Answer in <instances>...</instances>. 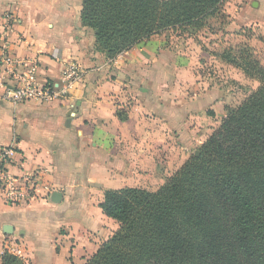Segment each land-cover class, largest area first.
<instances>
[{
  "label": "crops",
  "instance_id": "1",
  "mask_svg": "<svg viewBox=\"0 0 264 264\" xmlns=\"http://www.w3.org/2000/svg\"><path fill=\"white\" fill-rule=\"evenodd\" d=\"M81 4L0 0V48L6 42L16 59L36 61L40 81L57 82L70 61L83 69L66 97L47 102L14 105L0 88V148L16 151L9 172L41 169L31 198L10 204L0 197V253L29 264H82L117 228L99 207L104 190H155L226 113L222 89L201 86L160 35L114 59L95 51ZM224 9L226 30L264 23V13L263 20L252 13L264 12V0H227Z\"/></svg>",
  "mask_w": 264,
  "mask_h": 264
},
{
  "label": "trees",
  "instance_id": "2",
  "mask_svg": "<svg viewBox=\"0 0 264 264\" xmlns=\"http://www.w3.org/2000/svg\"><path fill=\"white\" fill-rule=\"evenodd\" d=\"M225 3L82 0L80 22L93 30L95 51L114 59L153 35H192L212 20L220 25L210 31L229 35ZM218 57L258 86L225 106L219 125L155 190H104L99 207L117 228L82 264H264V64L247 41ZM0 264L29 262L4 249Z\"/></svg>",
  "mask_w": 264,
  "mask_h": 264
},
{
  "label": "built area",
  "instance_id": "3",
  "mask_svg": "<svg viewBox=\"0 0 264 264\" xmlns=\"http://www.w3.org/2000/svg\"><path fill=\"white\" fill-rule=\"evenodd\" d=\"M36 61L16 59L6 42L0 48V88L3 99L14 105L29 101L47 102L66 97L81 80L83 69L76 61L63 67L57 82L40 81ZM16 162L11 146L0 148V197L15 204L31 198L40 185L41 169L11 174L9 166Z\"/></svg>",
  "mask_w": 264,
  "mask_h": 264
},
{
  "label": "rangeland",
  "instance_id": "4",
  "mask_svg": "<svg viewBox=\"0 0 264 264\" xmlns=\"http://www.w3.org/2000/svg\"><path fill=\"white\" fill-rule=\"evenodd\" d=\"M252 13L256 14L257 20H263L264 12L261 9ZM219 25L217 20H212L209 26L192 35L173 30L160 34V36L165 40L166 47L189 61L194 72L200 77L198 82L204 83H201V86L216 83L222 89L223 94L228 97L224 105L235 106L259 83L257 80L245 78L240 70L221 61L218 55L229 45L247 41L264 64V23L259 26L251 22L233 31L226 30L225 26L229 35H224L220 31L216 33L210 31L211 26L219 27ZM235 32H240L242 36L235 35Z\"/></svg>",
  "mask_w": 264,
  "mask_h": 264
},
{
  "label": "water",
  "instance_id": "5",
  "mask_svg": "<svg viewBox=\"0 0 264 264\" xmlns=\"http://www.w3.org/2000/svg\"><path fill=\"white\" fill-rule=\"evenodd\" d=\"M60 198H61V193L58 192V191L53 192L52 195H51V200H52L53 202H58V201H60ZM8 232H10V230L7 231V233H8Z\"/></svg>",
  "mask_w": 264,
  "mask_h": 264
}]
</instances>
